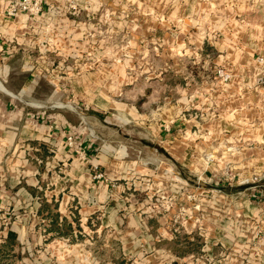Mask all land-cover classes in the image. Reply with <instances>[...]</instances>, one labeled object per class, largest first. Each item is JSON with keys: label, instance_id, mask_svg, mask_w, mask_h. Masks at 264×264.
I'll use <instances>...</instances> for the list:
<instances>
[{"label": "crops", "instance_id": "obj_1", "mask_svg": "<svg viewBox=\"0 0 264 264\" xmlns=\"http://www.w3.org/2000/svg\"><path fill=\"white\" fill-rule=\"evenodd\" d=\"M9 1L0 0V156L11 178L0 173L23 206L39 209L37 190L60 197L61 212L75 202L104 246L119 244L136 264L184 260L169 249L179 234L201 237L200 256L240 245L262 259L264 0H41L40 15L13 18ZM148 118L140 141L111 126ZM97 172L104 179L93 182ZM19 226L9 231L22 249ZM50 237L58 264H98Z\"/></svg>", "mask_w": 264, "mask_h": 264}, {"label": "rangeland", "instance_id": "obj_2", "mask_svg": "<svg viewBox=\"0 0 264 264\" xmlns=\"http://www.w3.org/2000/svg\"><path fill=\"white\" fill-rule=\"evenodd\" d=\"M146 66H149L150 60L145 58L142 60ZM205 75V74H204ZM206 76V75H205ZM143 85V84H142ZM143 87V86H142ZM122 100L126 102H130L131 99L129 97L122 96ZM140 112L145 114L144 109H138ZM128 124L124 125L119 123L118 121H112L111 126L115 127L116 129H121L124 136H130L135 138H146L147 134L145 133L146 127H149V118L143 121V124ZM141 140V139H140ZM139 140V141H140ZM6 156H0V166H3L2 173L6 174L7 179L11 178L10 173L6 170V164H4V160H6ZM65 170L64 167H62ZM94 177V175H93ZM255 176H252L251 180H254ZM229 182L234 184L237 182L238 178L233 175H229ZM101 179H94L95 181H101ZM21 180V179H19ZM23 182V181H22ZM7 182L5 181V177H2L0 173V229L2 228L3 231L0 233L1 236L5 235L6 231L12 229L20 231V226L24 223L26 234L25 243L22 241V249H19V241H17V246L15 247V253L20 255L17 264H58V256L55 253L54 248H49L46 245L49 244L52 239H49V235L44 234V228L42 226L43 217L38 215V210H29L30 205L26 208L24 203L22 204V199L20 201L19 193H15L16 189L13 187H8ZM116 182H112L111 185H115ZM147 184V183H146ZM147 188V187H146ZM27 190V189H26ZM37 190V189H36ZM28 192V191H27ZM38 194L36 201L41 205V200H45L43 195V191L37 190ZM66 190L64 191V193ZM34 194V193H33ZM49 195V194H48ZM59 197V196H58ZM49 198V197H48ZM50 199V198H49ZM59 201L60 197L57 198L55 201H46L48 204H56L57 205V212L60 215V218L65 217L69 221L72 220L73 215L76 214L77 208L75 202L70 201L67 205V208L61 212L59 210ZM153 206L152 208L159 207L160 208V201H156V197L152 198ZM38 207V208H39ZM29 211L32 214H29ZM29 215V216H28ZM79 224L82 229L81 236L82 240H76L75 242H70L68 239H61L62 243L65 245H74L78 244L79 249L86 254L90 260L93 259L94 261H98V264H112V261H123L124 264H136L133 259H125L121 253V246L117 243H113L112 245L106 247L101 240L102 234L94 232L97 228V220L95 219H82L79 215ZM26 220V221H25ZM25 221V222H24ZM27 225V226H26ZM13 226V227H12ZM29 228V229H28ZM76 233V232H75ZM183 236V234H179ZM258 235V234H257ZM255 233L253 234L254 238H258ZM201 239V237L198 235ZM77 239V236H75ZM56 239V238H54ZM1 242V239H0ZM203 242V241H202ZM239 246V247H238ZM238 246H219L220 249L215 253L216 255H207L205 252L202 256V249L201 254L199 255H187L185 256L184 260L180 261L177 260L178 263L176 264H264V257L262 259H249V253L242 250L240 245ZM20 251V253H19ZM65 260H71L70 255L64 256ZM63 258V259H64ZM179 259V258H178ZM85 264V263H83Z\"/></svg>", "mask_w": 264, "mask_h": 264}, {"label": "trees", "instance_id": "obj_3", "mask_svg": "<svg viewBox=\"0 0 264 264\" xmlns=\"http://www.w3.org/2000/svg\"><path fill=\"white\" fill-rule=\"evenodd\" d=\"M38 215L43 217L42 226L44 233L51 234L50 238L68 239L70 242L82 240V229L77 214L73 215L71 221L65 217L60 218L56 204H48L45 200H41ZM2 231L3 229L1 228L0 233ZM75 236H77V239ZM0 239V264H17L20 255L15 253V247L18 245L16 234L8 230ZM202 246L203 242L197 236H193V240H190L189 236H177L169 243V249L177 258L194 254L199 255L201 254ZM112 264L124 263L123 261L113 260ZM173 264L176 263L174 262Z\"/></svg>", "mask_w": 264, "mask_h": 264}, {"label": "built area", "instance_id": "obj_4", "mask_svg": "<svg viewBox=\"0 0 264 264\" xmlns=\"http://www.w3.org/2000/svg\"><path fill=\"white\" fill-rule=\"evenodd\" d=\"M70 8L75 11L76 6L75 5H70ZM42 12V2L41 0H10L9 4L4 10V14L6 17L13 18L18 15H26L28 17H36L40 15ZM259 62H262L263 59L259 58ZM215 76L217 80L221 82H227L230 79V75L225 72L223 69H217L215 71ZM67 145L69 147H72L73 145V137L68 136L67 139ZM77 155H79L81 158H85L84 151L77 149L75 151ZM103 178V175L99 172H97L94 175V179H101ZM257 180V176L254 177L253 181Z\"/></svg>", "mask_w": 264, "mask_h": 264}]
</instances>
